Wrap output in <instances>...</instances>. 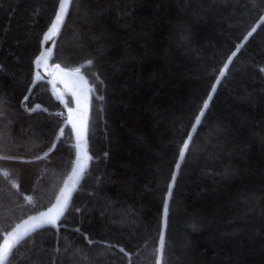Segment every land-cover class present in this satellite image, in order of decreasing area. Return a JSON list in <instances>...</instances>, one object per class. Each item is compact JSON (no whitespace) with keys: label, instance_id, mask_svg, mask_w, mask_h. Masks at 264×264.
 Listing matches in <instances>:
<instances>
[{"label":"trees","instance_id":"obj_1","mask_svg":"<svg viewBox=\"0 0 264 264\" xmlns=\"http://www.w3.org/2000/svg\"><path fill=\"white\" fill-rule=\"evenodd\" d=\"M59 3L0 0V246L75 161L66 121L23 109ZM263 17L264 0H74L54 64L92 86V162L60 230L8 264H264ZM38 105L66 113L49 81Z\"/></svg>","mask_w":264,"mask_h":264},{"label":"water","instance_id":"obj_2","mask_svg":"<svg viewBox=\"0 0 264 264\" xmlns=\"http://www.w3.org/2000/svg\"><path fill=\"white\" fill-rule=\"evenodd\" d=\"M73 1L74 0H68L65 4L62 18L59 23H57L56 17L61 11L62 0H60L55 18L43 35L41 41V51L35 63V77L23 101V109L29 114L38 110H44L49 114H53L66 121V125H68L73 132L75 147L74 165L53 204L46 209L23 219L5 235L0 248L4 247L5 241H8L9 245H12V247L8 250L9 254L4 258L3 262H0V264H8L12 254L20 246V244L37 231L47 227L53 228L56 231L60 230L61 226L59 222L69 211L74 195L81 187L91 166L92 155L89 150V123L92 106V86L90 85L87 77L80 71H69L62 68L58 64H54L55 50L67 22ZM262 20H264V17ZM53 24H56V29L54 32H50ZM46 36H48V39H45ZM37 61H39V63H37ZM49 69L52 70L49 71ZM42 81L54 82L65 92V94L71 99V112H51L39 105L34 109H29L28 101L33 95L36 87ZM74 170H77L79 174L75 175ZM48 219H54V223H47L46 221ZM34 225L39 226L32 227V230L24 235L18 243L11 235L17 230V226H22L20 231H24Z\"/></svg>","mask_w":264,"mask_h":264},{"label":"snow or ice","instance_id":"obj_3","mask_svg":"<svg viewBox=\"0 0 264 264\" xmlns=\"http://www.w3.org/2000/svg\"><path fill=\"white\" fill-rule=\"evenodd\" d=\"M67 2H68V0H62V2H61V11H60L59 14H57V17H56L57 23H59V21L62 18V13L64 11V6H65V4ZM55 29H56V24H53L52 29H50V32H54ZM253 31H255V29H253ZM249 35H251V33H249ZM45 39H48V36H46ZM233 55H235V53H233ZM37 63H39V61H37ZM89 63H91V62L89 61ZM220 75L223 76L224 73L221 72ZM217 83H219V81H217ZM212 91L213 92L215 91V87H213ZM209 99H211V97H209ZM203 107L206 109L208 107L207 103H205ZM203 115H204V112L201 111L199 113V115L196 117L195 123L197 125L200 124V117H202ZM189 139H191V137H189ZM187 147H188V144L185 142L184 145H183V148L184 149H187ZM183 156H184V150L182 149L181 152H180L181 159L183 158ZM74 174L75 175H78L79 172L77 170H74ZM174 179H175V177H173V180ZM169 195H171V189H169ZM167 207H168L167 202H165V213H167ZM46 222L47 223H54V219H48ZM36 226H39V225L31 226V227L25 229L24 231H20V229L22 228V226H17V230L14 231L11 235L13 236L14 240L18 243L19 240H21L24 237V235H26L28 232H30L32 230V227H36ZM11 247H12V245H9L8 241H5L4 242V247L3 248H0V262H3L4 261V258L9 254V251L8 250ZM158 264H159V262H158Z\"/></svg>","mask_w":264,"mask_h":264},{"label":"built area","instance_id":"obj_4","mask_svg":"<svg viewBox=\"0 0 264 264\" xmlns=\"http://www.w3.org/2000/svg\"><path fill=\"white\" fill-rule=\"evenodd\" d=\"M52 95L55 98V100H63L64 102L66 101V99H62V95L60 93H58V90L52 86ZM68 111H70V109L68 108Z\"/></svg>","mask_w":264,"mask_h":264},{"label":"rangeland","instance_id":"obj_5","mask_svg":"<svg viewBox=\"0 0 264 264\" xmlns=\"http://www.w3.org/2000/svg\"><path fill=\"white\" fill-rule=\"evenodd\" d=\"M58 93H59V91H58ZM65 97L64 96H62V99H64Z\"/></svg>","mask_w":264,"mask_h":264},{"label":"bare ground","instance_id":"obj_6","mask_svg":"<svg viewBox=\"0 0 264 264\" xmlns=\"http://www.w3.org/2000/svg\"><path fill=\"white\" fill-rule=\"evenodd\" d=\"M52 69H49V71H51Z\"/></svg>","mask_w":264,"mask_h":264}]
</instances>
